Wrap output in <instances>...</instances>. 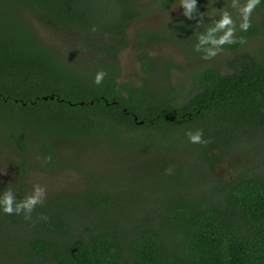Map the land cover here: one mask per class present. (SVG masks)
<instances>
[{
  "label": "trees",
  "instance_id": "1",
  "mask_svg": "<svg viewBox=\"0 0 264 264\" xmlns=\"http://www.w3.org/2000/svg\"><path fill=\"white\" fill-rule=\"evenodd\" d=\"M141 1L0 0V151L13 157L0 194L15 203L34 194L32 173L46 181L29 219L0 211L2 234L19 228L11 264H264V0H196L189 17L140 25L138 47L171 45L188 67L140 52L120 81ZM214 49L230 53L222 68H193Z\"/></svg>",
  "mask_w": 264,
  "mask_h": 264
},
{
  "label": "rangeland",
  "instance_id": "2",
  "mask_svg": "<svg viewBox=\"0 0 264 264\" xmlns=\"http://www.w3.org/2000/svg\"><path fill=\"white\" fill-rule=\"evenodd\" d=\"M227 4V5H226ZM140 6L146 11V16L142 18L139 21H136L132 23L126 30V36L128 38V46L120 53V81H130L133 80L135 75L138 74L139 71V62L137 61V54L140 52H147L151 56H168L171 59H175L178 63H183L186 64L184 61L183 56L180 54L179 51L176 50L171 45H160L159 48L157 49L154 47V50H144L145 48H140L137 45V40H136V32L137 28L140 25H146L151 28L158 29L162 26H164L170 19H176L178 16H180L181 13L185 11L184 8L180 6V3L175 4L172 6L171 9L165 12H157L156 10H153L152 8V0H142L140 2ZM218 6V7H217ZM216 10H221L224 11V9H238L241 8L240 6L237 5L236 2H231L228 4V2L224 1H219L218 4H215ZM243 7V6H242ZM239 10V9H238ZM237 10V11H238ZM255 44V41L252 42L251 45ZM230 55V53H226L223 50L219 49H214L211 51L210 56L208 59H206L204 62L197 61L195 64H193V68L199 65H214L218 66L219 68H222L225 58H227ZM187 65V64H186ZM188 67V65H187ZM189 68H192V66H189ZM173 80L174 82H179L181 83L184 81V76L177 74V72H174L173 74ZM236 142L230 143V145H233ZM0 158L2 160L7 159H13L12 154H10L7 150L3 149L0 151ZM4 162L2 170L4 173L1 171V176L4 178L5 181H8L10 179V176L8 174V166L9 164ZM72 171L69 176H67L68 183L70 182L71 184L76 182V176L75 172L73 171L74 169H71ZM216 171L221 177H227L231 176L233 171V167L230 166L229 162L226 160H222L217 166H216ZM0 176V177H1ZM51 181L54 184H66L65 179H63L60 175L56 177H52ZM33 185H39V186H44L46 185V181L41 179L38 174H31V179L29 181ZM51 182V184H52ZM48 184V183H47ZM49 185V184H48ZM19 230V228H16V230H11L10 232L7 233H1L0 232V248H2V253L0 254V262H4L6 264H11V255H12V249L11 245L12 243L8 241L9 239H5L6 235L11 233V234H16V232Z\"/></svg>",
  "mask_w": 264,
  "mask_h": 264
},
{
  "label": "clouds",
  "instance_id": "3",
  "mask_svg": "<svg viewBox=\"0 0 264 264\" xmlns=\"http://www.w3.org/2000/svg\"><path fill=\"white\" fill-rule=\"evenodd\" d=\"M196 4V0H180V6L182 8L185 9V11L182 13L183 16L185 17H189L190 15V11L193 9V7ZM252 7V4H248L246 6V10H250ZM218 25H224V24H229L230 23V18L228 16V14L225 12L222 16L221 19L217 22ZM241 27L246 28L247 27V23H244L241 25ZM215 29H209V33L214 32ZM231 32V29L228 30L227 33H225V35L223 37H221L219 43H223L225 40L228 39V36ZM210 35H202L200 37V42L204 43L207 40H210ZM212 43H216V41H212ZM105 76V72L104 70H98L97 72H95L94 76H93V83L94 84H100V82L102 81V79ZM185 135L187 136L189 142L192 143H206V141H204L202 139V132L200 129H196V130H187L185 132ZM166 171H171V169H166ZM34 194L25 197L23 200H20L18 202L13 201L11 195L9 194L8 190H5L2 194H0V211H3L4 213H15V214H20V210L24 209L25 210V214H24V218L25 219H29L30 215H28V213H31L33 210V205L37 204V203H41L39 200V197L43 194L44 189L43 187L39 186V185H34ZM43 219H47L46 216L42 217Z\"/></svg>",
  "mask_w": 264,
  "mask_h": 264
}]
</instances>
